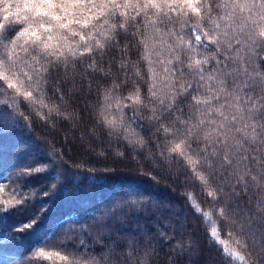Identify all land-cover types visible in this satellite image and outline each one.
Masks as SVG:
<instances>
[{"label": "snow or ice", "instance_id": "1", "mask_svg": "<svg viewBox=\"0 0 264 264\" xmlns=\"http://www.w3.org/2000/svg\"><path fill=\"white\" fill-rule=\"evenodd\" d=\"M255 46L264 50V0H0V253L19 248L16 264H101L81 251L85 240L68 245L74 221L55 213L74 171L63 154L34 147L30 135L37 122L53 129L77 123L74 90L87 81L96 97L94 131L81 145L103 165L101 175L93 166L90 176L107 181L126 165L156 183L162 174L177 186L183 178L184 207L217 264H264V74L257 81L245 69L244 82L229 88L228 78L240 74L227 70ZM69 83L73 91H65ZM145 111L159 141L148 155L133 126ZM105 136L123 150L93 145ZM237 187L256 189L261 227L226 198L229 188L238 196ZM127 196L130 206L149 200ZM91 203L103 211L94 219L111 215ZM119 255L122 264H150L131 244Z\"/></svg>", "mask_w": 264, "mask_h": 264}, {"label": "trees", "instance_id": "2", "mask_svg": "<svg viewBox=\"0 0 264 264\" xmlns=\"http://www.w3.org/2000/svg\"><path fill=\"white\" fill-rule=\"evenodd\" d=\"M232 56L235 57L236 53L233 52ZM129 58L135 63L137 59L135 51ZM245 69L248 74L255 77V80H260L261 74H264V50L261 46L244 49L240 53L239 61L229 64L227 70L233 76L240 74L238 80L234 81L232 76L228 78L229 88L233 83L244 82ZM184 79L190 80L191 77L185 75ZM51 88L52 90L48 92L49 97H52V92L56 88L55 82H52ZM87 89V81L84 82L83 89L79 84L75 86V99L70 111L80 117L77 123L61 121L53 129L51 126H44L42 122H37L30 133L35 142L34 147L44 152H55L58 156L63 154L65 166L75 173L68 185L69 194L62 197V202L55 209L57 215L66 214L74 221L70 225L74 231L68 233L66 237L68 245L76 247L81 239L85 240L87 248H82L81 251L96 257L101 264H105L106 259L108 264H122L119 253L127 251L130 244L141 255L147 252L150 264H217L214 252L208 250L206 241L201 238L200 227L187 214L184 207L181 198L183 178L177 186L172 176L162 174L157 177L159 183H156L126 165H121L117 173L110 174L111 178L107 181L90 176L93 166L97 170L95 176L101 175L103 165L94 163L96 157L92 154V149L88 148L86 155L81 145V137L87 140L88 133L94 131L92 117L96 100L95 90L93 89L92 94L89 95ZM146 90L145 85L143 91L146 93ZM65 91H73L71 83L66 85ZM124 95H127V92ZM58 96L59 93L57 98ZM179 109L188 111L186 104L180 105ZM179 109L173 113V118L179 115ZM126 112L128 117L133 116L132 110ZM148 115L147 111L143 114L136 113L133 125L146 141L144 155H148L154 145L159 143L155 136L156 130L150 126L147 119ZM141 128L144 131H141ZM99 135L102 134L97 132V136ZM92 143L94 146L103 143V147L112 152L117 148L123 150V145L115 140L109 144L106 136L103 141L93 138ZM99 150L97 147L96 151ZM82 159L89 163L75 169L74 162ZM218 181L225 182V177H218ZM44 183L45 181L42 180L37 181L33 187H39ZM229 183L234 184L235 181ZM226 191L229 193V197L226 198L233 200V206L245 216L251 215L255 221L254 226L261 227L260 218L256 215L257 201L260 199L256 189L250 188L246 193L237 187L235 191L239 193L238 196L233 194L231 188ZM128 193L146 195L149 200L142 206H130L124 203V200L128 199ZM139 199L140 197L137 196V200ZM83 200H88L90 203L84 204ZM93 201L100 210L107 208L111 215L106 216L102 221L94 219L103 215V211L94 210L91 203ZM81 229H83L82 234H80ZM190 241L194 242L192 248L186 247ZM181 242L185 245L183 250L180 247ZM110 249H114V253L111 257H107L105 254ZM18 251L19 248L8 249L0 253V259L4 260V264H16L15 255Z\"/></svg>", "mask_w": 264, "mask_h": 264}]
</instances>
